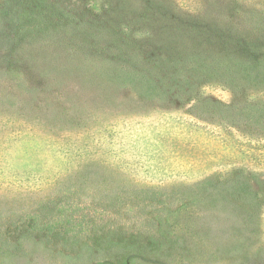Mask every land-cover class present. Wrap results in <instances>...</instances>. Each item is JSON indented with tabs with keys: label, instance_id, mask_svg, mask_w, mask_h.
Returning a JSON list of instances; mask_svg holds the SVG:
<instances>
[{
	"label": "rangeland",
	"instance_id": "374dc122",
	"mask_svg": "<svg viewBox=\"0 0 264 264\" xmlns=\"http://www.w3.org/2000/svg\"><path fill=\"white\" fill-rule=\"evenodd\" d=\"M10 1L22 2L47 25H64L60 36L74 32V14L111 20L117 31L104 39L128 36L136 47L128 51L125 46L128 56L119 62L149 66L157 61L159 68L149 71L157 80L182 81L178 22L192 18L226 34L225 47L234 33L241 38L259 35L256 51L264 52V0ZM4 8L5 0H0V15ZM18 31L0 29V264H264L263 169L255 170L253 186L259 196L256 192L252 207L222 206L206 193L183 191L178 155L165 154L173 170L164 184L155 168L128 166L120 159H130L132 149L112 148L111 129L125 131L137 126L129 122L138 119L171 122L178 118V98L168 100L152 90L141 98L120 87L114 91L117 98H106L103 104L100 81L107 79L105 70H63L60 65L67 67L68 61L54 54L70 46L69 41H58L57 30L40 31L33 39L27 31ZM74 46L82 55L90 53L88 47ZM135 49L144 54L137 55ZM96 60L103 57L90 53L76 63ZM242 83L241 93L251 90L252 84ZM176 92L172 89L171 95ZM238 98L223 86L210 85L200 111L213 101ZM106 104L112 110L101 111L100 105ZM234 115L247 133L261 128L251 123L247 112L235 109ZM114 120L117 128L112 127ZM99 141H105L108 151L89 155L88 162L73 170V151H95ZM125 142L119 139L120 145ZM240 187L226 188L224 194Z\"/></svg>",
	"mask_w": 264,
	"mask_h": 264
},
{
	"label": "trees",
	"instance_id": "16d2710c",
	"mask_svg": "<svg viewBox=\"0 0 264 264\" xmlns=\"http://www.w3.org/2000/svg\"><path fill=\"white\" fill-rule=\"evenodd\" d=\"M94 4L92 2L91 6L94 7ZM250 18L254 19L252 15H248V20ZM49 20L52 21V19ZM70 20L74 32L70 33V36L65 34L60 36V31L65 30L64 25L60 23L47 25V22L39 20L38 15H35L31 9L27 10L22 2L14 3L5 0V8L0 15V29L15 27L19 33L27 31L32 39L35 33L40 31L57 30L58 41L65 43L69 41L70 46L68 49L61 50L59 54H54V57L60 56L68 61L65 63L67 67L60 65L61 69L67 68V71H73L77 68L88 72L96 69V72L102 70L107 72V79L100 81V84H103V90L100 92L103 104L106 98L116 99V90L120 87L141 98L147 94L148 90L154 91L157 96L163 92V98L168 100L178 98V118H174L171 122L131 120L129 123L136 122L138 125L129 126L124 131V128L118 130L116 120L112 121V127L117 129H111L110 136H114L111 147L116 149L131 147L132 149L133 155L129 157L130 159H125L126 155H123L120 160L127 162L128 166L140 165L155 168L158 174L156 177L161 184H164L165 177L173 170L172 163L164 160L169 159L165 158V154L173 157L178 155V182L182 184L180 187H184L183 191L193 192L194 196L206 193L209 198H214V203L222 206L227 204L240 206V203L243 206L256 205V192L259 196V191L253 186V177L256 175L255 170H264V52H262L263 49L256 51L260 41L259 35L257 39L252 36L241 38L238 33H234L227 37L231 45L225 47L223 43L226 34L216 33L209 24L195 18H192V21L178 22V53L180 55L178 74L182 81L178 79L176 83V80L168 81L170 79L168 77L158 80L150 77L149 71L159 68L160 64L157 61H150L149 66L139 65V62L120 63L119 59L128 56V53L124 52V47H128L129 51V48L132 49L135 46L128 36L117 41L104 39L108 32L117 31L111 20L75 14L70 17ZM79 31L82 34H79ZM74 43H78L83 49L88 47L86 51L100 55L103 60L76 63L77 58L90 53L82 55L76 50ZM212 43L221 44V48ZM135 51L137 55L144 54L143 51L140 53L136 49ZM256 56H258L257 61H254L253 57ZM243 57H251V59L248 58L247 61ZM146 63L148 64V61ZM192 71H195V74L189 76L188 74H192ZM202 79L205 80L202 82L205 84L199 85L198 81ZM242 82L252 84L251 90L241 93ZM213 84L223 86L230 93L239 95V98L231 103L213 101L212 105L202 112L200 111L203 106L201 103L207 99H201L205 96L206 88ZM139 87L143 91L139 90ZM172 89L177 91L175 96L171 95ZM97 98L98 102H102L99 97ZM99 109L108 112L112 110V107L106 104L100 105ZM222 109L226 112H222ZM235 109L242 110L245 114L247 112L251 123L260 125L261 128L257 130L252 128L253 131L247 133L243 125L235 119ZM99 133L102 134L101 131H98ZM121 138H126L123 145L119 143ZM99 144L96 145L99 148L95 151L88 147L76 148L73 151L76 153L72 160L75 163L73 170H77V167L88 162L89 155L108 151L104 148L105 141H99ZM116 152L119 151L114 153ZM114 157L117 158L118 154ZM148 160H154V163L150 164ZM191 173L198 174L192 176L189 175ZM237 185L241 186L240 189L230 195L224 194L226 188H235ZM220 188L222 189L218 190ZM220 195L223 197L218 199ZM238 232L240 233V230Z\"/></svg>",
	"mask_w": 264,
	"mask_h": 264
}]
</instances>
